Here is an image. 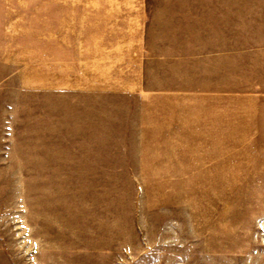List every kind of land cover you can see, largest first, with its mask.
Here are the masks:
<instances>
[{
  "label": "rangeland",
  "instance_id": "374dc122",
  "mask_svg": "<svg viewBox=\"0 0 264 264\" xmlns=\"http://www.w3.org/2000/svg\"><path fill=\"white\" fill-rule=\"evenodd\" d=\"M147 2L0 0V264H264V0Z\"/></svg>",
  "mask_w": 264,
  "mask_h": 264
},
{
  "label": "crops",
  "instance_id": "0c3cea01",
  "mask_svg": "<svg viewBox=\"0 0 264 264\" xmlns=\"http://www.w3.org/2000/svg\"><path fill=\"white\" fill-rule=\"evenodd\" d=\"M127 3L128 4H133V5L138 4V5H140L139 9H143L145 6H142V4L145 5L148 2H147V0H127ZM209 9L210 10L212 9L211 6H210ZM137 12L138 13H144L145 11L144 10H142V11L138 10ZM216 13H217L216 15L218 16L216 21L222 27V29L225 30V25H226V22H227V18H225V16L228 14V6L225 5V0H220V2H218ZM254 14H256V12H254ZM213 15H215V12H214ZM213 20H215L214 17H213ZM210 21H211V19H210Z\"/></svg>",
  "mask_w": 264,
  "mask_h": 264
}]
</instances>
